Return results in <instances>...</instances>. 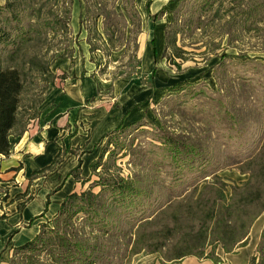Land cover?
I'll list each match as a JSON object with an SVG mask.
<instances>
[{"label": "rangeland", "instance_id": "374dc122", "mask_svg": "<svg viewBox=\"0 0 264 264\" xmlns=\"http://www.w3.org/2000/svg\"><path fill=\"white\" fill-rule=\"evenodd\" d=\"M148 1L149 14L147 0H0V68L21 72L25 114L32 107L39 111L50 91L62 88L80 58L95 64L92 75L104 86L99 98L110 99L119 80L138 79L154 90L141 122L100 142L101 165L77 192L120 178L149 191L109 216L108 264H146L153 257L167 262L164 254L195 243L208 252L215 233L205 234L187 213L161 253L143 249L129 256L124 244L134 239L140 217L156 214L213 175L237 186L235 208L243 209L245 221L264 208V190L243 184L248 174L237 167L264 139V0ZM101 189L94 185L92 192ZM107 197L106 184L100 198ZM77 208L70 213L78 228L86 214ZM234 218L222 227L215 252L221 242L240 248L233 240L243 233L241 219ZM12 258L16 264H54L48 248L13 251L10 264Z\"/></svg>", "mask_w": 264, "mask_h": 264}, {"label": "crops", "instance_id": "0c3cea01", "mask_svg": "<svg viewBox=\"0 0 264 264\" xmlns=\"http://www.w3.org/2000/svg\"><path fill=\"white\" fill-rule=\"evenodd\" d=\"M95 64L80 58L71 78L54 88L37 117L13 142L8 156L0 154V264H10L15 247L32 240L40 225L52 220L64 198L84 189L93 176L91 164L98 159L102 136L117 127L137 124L147 114L145 102L153 88L138 79L113 84L111 97L99 98ZM59 154V162L48 168ZM78 180L71 172L78 166ZM90 179L83 183L81 180ZM31 198L21 209L18 206ZM49 200L48 205L46 204ZM252 225L245 246L234 253L216 254L224 264H248L260 237L264 220ZM146 264H161L151 258ZM174 264H214L207 258L188 256Z\"/></svg>", "mask_w": 264, "mask_h": 264}, {"label": "trees", "instance_id": "16d2710c", "mask_svg": "<svg viewBox=\"0 0 264 264\" xmlns=\"http://www.w3.org/2000/svg\"><path fill=\"white\" fill-rule=\"evenodd\" d=\"M148 6L149 1L147 0L146 10L149 14ZM160 13H162V10L153 15L154 19ZM152 43H154V38H152ZM153 46L155 55V45L153 44ZM22 92L21 72L14 67L0 68V154L4 156H8L12 151L13 142L10 140V136L21 135L25 131L28 122L39 114L36 107H32V112L27 114L23 109L21 110L20 96ZM118 130H120V127L104 134L102 140ZM102 157L103 153L101 152L98 159L92 162V173L101 165L100 160ZM59 160L58 154L48 168L58 163ZM237 167L241 174H248L243 184L256 183L264 190V139H262L257 151L245 158ZM79 168L80 161L78 166L71 172L77 180L80 178L78 176ZM89 180L84 179L81 181L85 183ZM103 181L94 184L102 186L100 192H92L94 185H90L88 190L67 195L62 201L58 213L52 219L54 220L53 227H47L48 222L42 223L39 233L32 240L15 247L14 254L24 250L37 251L48 248L54 264H108V256H106L108 249L104 242L112 236L111 232H113L109 216H111L116 206L124 204L125 201L131 202L133 198L148 196L149 191L135 184L134 180L120 178L112 182L105 183ZM106 184L110 187L111 199L109 197H107L108 199L100 198ZM236 187L234 184L230 186L226 182V178L213 175L210 180H204L200 188L195 185L189 192L177 195L174 200L156 214L146 218L140 217L139 223L133 231L134 239L129 244H124L127 246V255L132 256L143 249H149V253H161L163 248L167 246L168 239L180 228L182 218L187 213L191 214L193 220L199 222L200 230L205 234L209 230L215 233L214 238L209 243L210 250L205 252V247L202 244L203 247L197 250L200 244L195 243L184 250L175 252L172 256L164 254L162 257L167 262L161 261V264H174L185 256L207 258L212 260L214 264H219L221 258L215 251L216 243H219L224 232L222 227L227 225L233 217H235V221L241 219L239 227L243 230V233L239 238H235L233 242H238L237 247L245 246L248 243L252 224L264 212V208H260L251 215L248 221L242 219L243 209L238 210L235 208L234 203ZM228 188H231L229 197L226 195ZM256 194L259 197L260 191ZM30 198L31 196H28L24 199L18 209H21ZM48 203L49 200L47 199L46 204L48 205ZM115 203L117 205L114 206ZM74 205L78 206V211L75 212L82 209L86 214L84 221L78 225V228L73 227V216L70 213V209ZM159 219H162L160 224ZM232 244L221 242L223 251L225 253L235 252ZM11 264H16L14 258H12ZM248 264H264V228H262L260 240L254 253L250 256Z\"/></svg>", "mask_w": 264, "mask_h": 264}]
</instances>
